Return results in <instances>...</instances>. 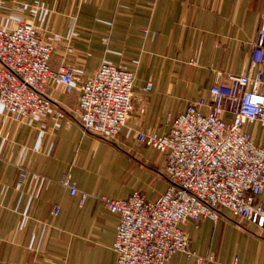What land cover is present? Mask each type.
Listing matches in <instances>:
<instances>
[{"label":"crops","instance_id":"0c3cea01","mask_svg":"<svg viewBox=\"0 0 264 264\" xmlns=\"http://www.w3.org/2000/svg\"><path fill=\"white\" fill-rule=\"evenodd\" d=\"M262 13L264 0H0V28L32 23L55 48L50 68L65 65L76 76L69 92L47 82L53 107L42 118L10 117L0 107V264H118V216L97 198L139 192L154 201L168 189L165 156L140 144L138 132L166 134L168 120L208 101L218 81L246 74ZM103 64L135 76L129 120L109 141L77 119L80 82ZM244 131L264 144V126ZM65 175L88 194L82 206L59 183ZM256 200L264 205V192ZM180 228L189 251L213 256L201 264H264V231L227 210ZM166 264L197 263L183 252Z\"/></svg>","mask_w":264,"mask_h":264},{"label":"built area","instance_id":"2783aa9c","mask_svg":"<svg viewBox=\"0 0 264 264\" xmlns=\"http://www.w3.org/2000/svg\"><path fill=\"white\" fill-rule=\"evenodd\" d=\"M103 38L102 43L106 44ZM69 51V49H68ZM55 48L39 38L30 22L15 29L0 28V107L16 118H42L53 107L45 94L50 80L69 92L76 81L72 69L57 71L49 62ZM134 73L125 66H99L79 85L77 119L86 133L114 140L127 125L133 109ZM184 112L168 120V132H138L137 141L165 156L168 189L149 201L139 192L127 199L97 198L118 216L113 250L118 264H166L178 253L197 264L214 261L188 250L186 221L219 219L222 210L264 231V144L256 146L244 131L247 123L264 126V13L250 51L246 74L226 76ZM152 83L146 84L149 91ZM57 117L61 113L55 111ZM82 206L88 194L65 175L59 182ZM51 214L56 216L58 208ZM237 258H235V261Z\"/></svg>","mask_w":264,"mask_h":264}]
</instances>
